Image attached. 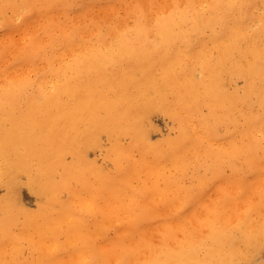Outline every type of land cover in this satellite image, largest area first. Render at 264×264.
<instances>
[{
	"label": "bare ground",
	"instance_id": "6f19581e",
	"mask_svg": "<svg viewBox=\"0 0 264 264\" xmlns=\"http://www.w3.org/2000/svg\"><path fill=\"white\" fill-rule=\"evenodd\" d=\"M0 41V264H246L264 247V0H0ZM155 115L173 125L158 141ZM214 180L234 198L204 201Z\"/></svg>",
	"mask_w": 264,
	"mask_h": 264
},
{
	"label": "rangeland",
	"instance_id": "374dc122",
	"mask_svg": "<svg viewBox=\"0 0 264 264\" xmlns=\"http://www.w3.org/2000/svg\"><path fill=\"white\" fill-rule=\"evenodd\" d=\"M120 11H125V9L121 8ZM4 46H5V43H3V41H0V52H2ZM14 58H15L14 56H10L8 61L9 62L13 61ZM151 121L155 127L153 132L150 134L152 141H158V140H160L164 137H167L173 133V125H172L169 118L159 116V115H155V116H152ZM105 145H106V142H104V146ZM90 154H91L92 160H94L98 164L106 167L107 169H109V168L111 169V164H110L109 160L106 158L104 150H92ZM223 172H225L224 173L225 177H229V175L231 173L230 169H225V171L223 170ZM218 186H219V182H216V180L210 182L207 185V188L205 189V191H203L204 201H209L210 203L215 202V201H219L220 203H223L224 197L227 200V195H232V197L234 198V196H235L234 192L233 193H227L225 191L222 194H219L220 192L217 193L216 188ZM226 190L231 191L230 188H228ZM21 197H22L23 202L30 209L36 208V197L34 195L30 194L26 189H24L21 192ZM165 199H166V204H163L161 202V203H159V205L165 212L167 211L169 213V212H173L176 210L178 211L180 209V205H181L179 203H181L182 201H185L186 198L185 197L179 198L178 194L169 193L167 196H165ZM241 207H243V206H240L239 208H241ZM202 223H203V221H198V223H195V221H192L191 226L194 227L195 229H200V227H201L200 225ZM185 229H188V227L185 226ZM184 232L185 231L183 230L182 232H179V233L183 234ZM246 264H264V247L260 248L257 251V253L254 255L253 259Z\"/></svg>",
	"mask_w": 264,
	"mask_h": 264
}]
</instances>
